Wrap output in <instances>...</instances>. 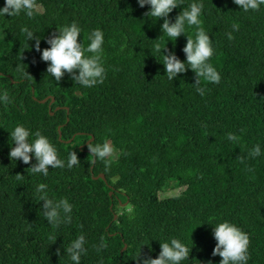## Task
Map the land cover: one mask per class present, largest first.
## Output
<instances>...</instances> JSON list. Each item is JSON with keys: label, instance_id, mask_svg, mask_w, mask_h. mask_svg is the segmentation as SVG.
Listing matches in <instances>:
<instances>
[{"label": "trees", "instance_id": "1", "mask_svg": "<svg viewBox=\"0 0 264 264\" xmlns=\"http://www.w3.org/2000/svg\"><path fill=\"white\" fill-rule=\"evenodd\" d=\"M201 2L200 26L214 48L209 63L221 76L219 84L200 78L203 96L192 70L169 80L162 65L167 52L185 59V35L193 37L195 27L168 40L162 19L145 16L148 6L137 0H36L40 14L32 18L0 17V90L11 99L0 105V264H70L63 247L81 233V264H139L169 237L191 249L182 264H219L209 224L221 220L247 233V264H264V6L243 12L232 0ZM72 22L84 48L90 30L104 33L105 77L90 88L67 73L59 81L47 74L35 41L21 32L27 26L43 49L44 38ZM17 123L40 130L62 160L74 151L78 163L49 166L43 176L29 168L34 159L10 160ZM104 141L114 147L108 168L87 147ZM257 143L262 154L250 158ZM40 183L50 198L73 205L69 223L44 220ZM101 236L107 247L97 252Z\"/></svg>", "mask_w": 264, "mask_h": 264}, {"label": "clouds", "instance_id": "2", "mask_svg": "<svg viewBox=\"0 0 264 264\" xmlns=\"http://www.w3.org/2000/svg\"><path fill=\"white\" fill-rule=\"evenodd\" d=\"M243 12L258 11L264 6V0H232ZM139 7L148 6L145 16H151L162 19L160 30L168 40L175 41L181 34L185 35V26H194L193 37L186 36V43L182 48L185 59L181 61L175 52L163 54L162 65L164 75L169 80L177 77L178 73H184L190 69L195 74L194 85L196 92L203 96L205 88L200 86V78L212 84H219L221 76L216 68L209 63L213 56L214 48L212 38L208 32L200 25L202 15L201 0H192L186 7H181L179 13L174 19L169 18V13L173 9L180 7L183 0H137ZM23 13L26 17L32 18L40 14L36 0H4L3 6H0V17L16 16ZM233 31L237 26L234 24ZM27 41L34 40V48L40 53V59L47 62L46 72L56 81H59L65 73L69 74L71 79L82 87H93L101 83L105 77V67L103 63V44L104 33L95 28L88 33L87 47H82V40L78 42V36L81 35V28L76 22L65 24L56 28L55 33L44 38L48 47L40 48V39L34 35V32L27 26L21 28ZM229 38L231 34L229 33ZM165 49V47L163 48ZM162 49V50H163ZM157 50L161 51L159 46ZM89 53L90 55H86ZM27 76L28 74L25 73ZM11 103L7 90H0V105ZM12 143L9 147L8 157L10 160H19L28 164L30 160L35 161L29 168L33 173L47 176L49 166L51 168H72L78 163L77 154L70 151L67 154L66 161L58 158L57 149L49 138L42 134L40 130L30 131L23 123H17L9 133ZM229 141L237 139L235 134L226 133ZM31 137V139H30ZM89 153L94 159L103 162L105 168H108L113 162L112 154L114 147L107 141L103 143L87 144ZM262 154V147L259 143L252 146L248 155L250 158H257ZM46 185L40 183L36 186L35 192L38 194L39 201H42L40 213L47 221V224L58 226L61 223H69L72 219L71 213L73 205L67 198H50L46 191ZM209 224V223H207ZM212 226V236L216 241L212 256H219V264H247L249 238L246 232L240 229L228 220L209 224ZM85 236L83 233L70 240L64 248V255L67 256L70 264H81V257L86 254ZM96 251L107 247L104 237H100L99 245H93ZM189 247L176 237H169L166 241L160 242V251L155 258L150 255L139 258V264H182L189 260ZM140 257V253L137 258ZM206 264H212L207 261Z\"/></svg>", "mask_w": 264, "mask_h": 264}, {"label": "rangeland", "instance_id": "3", "mask_svg": "<svg viewBox=\"0 0 264 264\" xmlns=\"http://www.w3.org/2000/svg\"><path fill=\"white\" fill-rule=\"evenodd\" d=\"M183 189H184V188H180V189L178 188V189L170 190V191H168V192H164V193H162V194L160 195V197H161V198L170 197V196H172V194H174V193H179V192H181Z\"/></svg>", "mask_w": 264, "mask_h": 264}, {"label": "water", "instance_id": "4", "mask_svg": "<svg viewBox=\"0 0 264 264\" xmlns=\"http://www.w3.org/2000/svg\"><path fill=\"white\" fill-rule=\"evenodd\" d=\"M52 101H53V99H52ZM43 102H45V100H42V101H41V103H43ZM99 177L102 178V179L105 178V176H104L103 174H100ZM126 248H127V247H126V245H125V246H124V250H125Z\"/></svg>", "mask_w": 264, "mask_h": 264}]
</instances>
